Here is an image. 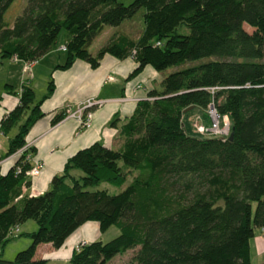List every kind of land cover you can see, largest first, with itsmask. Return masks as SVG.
Here are the masks:
<instances>
[{"label":"trees","instance_id":"trees-1","mask_svg":"<svg viewBox=\"0 0 264 264\" xmlns=\"http://www.w3.org/2000/svg\"><path fill=\"white\" fill-rule=\"evenodd\" d=\"M14 1L0 0L1 59L35 63L63 32L61 70L75 60L95 69L107 55L132 59V76L149 67L162 78L160 91L148 92L117 129L112 148L93 143L76 152L41 195L22 193L30 153L19 154L0 176V248L26 222L35 231L25 235L28 248L0 264H46L38 247L57 250L87 223L117 235L77 246L68 264H109L133 250L131 264H250L253 232L264 233V0H135L128 8L117 0H25L6 20ZM132 19L140 22L135 35L119 31L90 54L105 27ZM51 92L50 82L44 98ZM210 105L226 117L232 141L186 133L183 120L208 123ZM38 107L23 87L0 121L2 134L16 130L5 157L24 148ZM122 169L133 173L127 186Z\"/></svg>","mask_w":264,"mask_h":264},{"label":"crops","instance_id":"crops-1","mask_svg":"<svg viewBox=\"0 0 264 264\" xmlns=\"http://www.w3.org/2000/svg\"><path fill=\"white\" fill-rule=\"evenodd\" d=\"M122 24L124 23L113 29L104 28L95 40L101 41L96 45L95 52L111 36L124 31L121 28ZM107 30L111 31L105 36ZM95 52L90 54L93 55ZM64 62L65 55L58 46L28 67L32 76L30 80L25 81L21 73V64L24 66L22 69L24 71L25 63L0 58V121L17 104L19 95L17 94V99L14 97L16 96L14 87L18 84L19 94L23 87H28L33 92V103L39 104L41 117L30 126L24 138V148L30 153L27 160L30 168L37 162L42 163L43 168L36 177H29V187L22 192L28 197H36L46 192L52 177L62 174L65 163L76 152L88 148L93 143L112 148L117 129L132 115L136 103L149 100L148 92L160 91L161 75L146 67L132 76L136 64L130 58L118 61L106 55L101 58L95 69L76 60L69 68L59 69ZM40 81L43 82V89L38 87ZM50 82L52 92L44 98ZM36 94L40 97L35 101ZM87 102L98 103L91 108V118L87 128L78 131L79 122L66 114L59 122L52 123L61 112L69 110L73 113ZM113 120L116 121V129L109 126ZM15 132V129L6 134L0 132V176L13 166L19 156L16 152L5 157L9 141ZM17 231L18 234L21 232L29 234L35 231V226L31 222H26L18 227ZM262 233L259 230V235ZM99 238L97 225L87 223L76 229L57 250L49 245L38 247L36 257L46 262L49 259L68 262L73 249Z\"/></svg>","mask_w":264,"mask_h":264},{"label":"rangeland","instance_id":"rangeland-1","mask_svg":"<svg viewBox=\"0 0 264 264\" xmlns=\"http://www.w3.org/2000/svg\"><path fill=\"white\" fill-rule=\"evenodd\" d=\"M135 2V0H117L116 3H118L120 6H122L123 8H128L131 5H133V3ZM25 4V0H15L10 7L8 8L6 14H5V18L6 20H12L13 18L17 17L20 13L21 10L23 8ZM124 24H122L123 26H121V28L127 32L130 35H135L138 32V28L140 27V22H137V20H125L123 22ZM107 29H113V27H105ZM244 30L247 32H250V30L246 27L243 26ZM111 30H107L105 36H107L110 33ZM64 34L63 32H61L57 38V46L62 45L63 40H64ZM101 41H93L92 45L89 48V52H95L96 50V45L98 43H100ZM60 57L62 58V55L59 54ZM22 69H23V64H21ZM21 69V73H22V79L25 81L26 80H30L31 79V70L30 68H25L24 71H22ZM19 84L17 86L14 87L15 90V94L16 96H14L17 99V94L19 95ZM38 87L39 88H44L43 82H38ZM10 97V96H9ZM40 97L39 94H36L35 96V101ZM208 109L205 111L206 116L208 117ZM196 119V120H195ZM183 124L185 126L186 129V133L189 136L192 137H197V138H205L204 136L199 135L198 133H196L194 127H198L201 126L204 129L209 128V119H208V123L203 122L200 118H195L193 117H188L185 118L183 120ZM12 134L14 133V131L11 132ZM122 173L125 175V178L128 179L125 186L128 185L129 179L132 178L133 173L126 170V169H122ZM104 189L108 191L109 194H116L119 191L116 189H113L111 187H108L106 185H102ZM28 233L25 232H21V234L19 233L17 235L16 238H14L16 235L14 234L13 236L9 237L8 242L5 243V245H3L0 248V260L5 261V262H11L15 256L16 253L25 250L26 248H28V246L31 244V241L28 238H25V235ZM117 235V231L115 228H109L106 232H104L103 234H100V238L99 240L103 243L110 241L111 239H113L115 236ZM25 243H27V245H25ZM257 243V245L255 244ZM24 244V245H23ZM256 246V247H255ZM53 249V248H52ZM136 250L133 251H129L126 252L123 255H119V256H115L110 262L109 264H131L130 259L132 257V255L134 254ZM264 233H262V235H259V230H254L253 232V238L250 240L249 242V258H250V264H260L261 262H263L264 260ZM46 264H68L67 261H52V260H48L46 262Z\"/></svg>","mask_w":264,"mask_h":264},{"label":"built area","instance_id":"built-area-1","mask_svg":"<svg viewBox=\"0 0 264 264\" xmlns=\"http://www.w3.org/2000/svg\"><path fill=\"white\" fill-rule=\"evenodd\" d=\"M59 50L61 52H64L65 49L64 47H60ZM33 64V63H32ZM31 64H25V67L28 68ZM95 105H98V103L95 102H87L81 107H78L75 109L73 113H71L69 110H66L65 114L68 115L69 117L75 118L78 122H82L83 126L87 128L89 126V121L91 118V114L87 112L89 109L94 107ZM208 119H209V128L204 129L201 126L194 127L196 133H198L201 136L204 137H214V138H219L222 140H226L228 135H229V124L226 119V117L219 118L212 105L208 107ZM83 117L85 118L83 120ZM196 120V119H195ZM26 150V148H23L19 151H17V154H20L22 151ZM43 164L42 163H35L33 167H31L28 172L27 176L30 178L36 177L40 170H42ZM17 229L14 230V233H17ZM83 245V244H82Z\"/></svg>","mask_w":264,"mask_h":264},{"label":"water","instance_id":"water-1","mask_svg":"<svg viewBox=\"0 0 264 264\" xmlns=\"http://www.w3.org/2000/svg\"><path fill=\"white\" fill-rule=\"evenodd\" d=\"M190 110H192V108H188V109L184 110V111L182 112V114H185V113H187V112L190 111ZM226 140H227L228 142L232 141V133H229V135H228V137H227Z\"/></svg>","mask_w":264,"mask_h":264}]
</instances>
